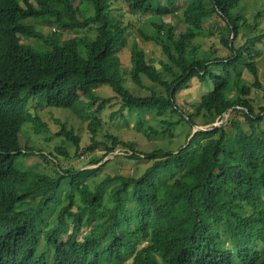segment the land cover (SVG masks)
Listing matches in <instances>:
<instances>
[{
  "label": "trees",
  "instance_id": "trees-1",
  "mask_svg": "<svg viewBox=\"0 0 264 264\" xmlns=\"http://www.w3.org/2000/svg\"><path fill=\"white\" fill-rule=\"evenodd\" d=\"M240 1L188 0L178 7V0H126L129 12L118 14L115 0H0V264H264V108L255 112L239 68L244 64L252 86L261 87L252 61L264 33L237 43L262 16L250 21L237 13ZM166 15L184 31L176 39L171 25L152 21L156 36L149 39L165 56L156 67L128 41L142 34L136 19ZM213 15L229 31L220 42L230 56L201 59L194 41L214 35L206 28ZM93 30V38L84 33ZM127 49L129 66L121 58ZM193 80L205 91L190 109L177 94ZM102 86L113 96L97 95ZM113 99L119 106L107 113ZM29 105L65 109L86 123L91 142L83 149L64 124L56 136L75 155L102 149L91 165L100 164L61 170L52 154L20 147L29 143L24 125L42 126ZM224 114L219 126L192 135L198 117L220 122ZM148 118L170 137L184 130L183 142L143 152L116 134L123 126L157 134L144 128ZM101 131L104 141L97 139ZM117 149L123 151L111 165L120 157L151 164L139 176L114 174L97 183ZM34 153L54 164L57 177L23 167L21 159ZM51 212L56 223L48 226Z\"/></svg>",
  "mask_w": 264,
  "mask_h": 264
},
{
  "label": "rangeland",
  "instance_id": "rangeland-1",
  "mask_svg": "<svg viewBox=\"0 0 264 264\" xmlns=\"http://www.w3.org/2000/svg\"><path fill=\"white\" fill-rule=\"evenodd\" d=\"M188 0H178L177 6L183 7L184 4ZM76 4L78 1L75 2ZM113 13H120L121 11L126 13L129 12L126 0H115L113 3ZM237 13L241 14L248 20L252 21L253 14L257 12H261L262 16L259 18L258 24L253 26V29L248 31H243L244 37L242 39H238L237 43L242 44L246 38H253L259 34L264 33V0H241L239 3V8L236 10ZM152 21H155L159 24L160 21L171 25L174 30V34L176 39L179 38L180 34L184 31V25L177 19L176 16L166 15L164 17H147V18H138L135 20L134 24L136 30H138L141 35L135 34L133 38L128 41V48H131V43L136 42L138 49L142 50L146 55L147 60H154V66L159 67L161 61L165 60V56L163 54L162 47L156 44L154 41H151L149 37L156 36V30L152 24ZM214 22L216 23L214 25ZM37 27L43 28L45 33H50L53 31V28H48L47 26H42L41 24H36ZM217 26V27H216ZM213 28L215 31L213 36H207L204 38H198L194 41V45L197 46V57L201 59L214 58L215 56H223L228 57L230 53L222 46L220 42L221 38L227 37L229 35V31L225 29L223 22L215 15L209 20L206 24V28ZM217 28L222 32L221 35H217ZM167 29L162 30V32H166ZM85 35L94 37L95 31L84 32ZM75 32L71 34L64 33L62 40L67 38H71L76 36ZM22 41L26 44L36 45L35 41L31 39L22 38ZM129 49L122 53L121 58L125 66H129ZM255 53L253 54V61L255 62L258 70V80L260 83V88H254L252 86L253 77L252 75L244 70L242 65H239L241 70V76L245 81V84L250 87L249 100L255 110L256 113L261 112V108H264V39L260 43H257L254 46ZM188 53H191V47H188ZM244 61H247L245 59ZM234 74L232 73V76ZM126 83L132 89H135L136 86L127 79ZM143 84L146 86H150L151 83L147 80H143ZM112 90L108 86L99 87L94 92L99 95L101 98L112 97ZM205 90L203 87L197 82V80H193L188 88H183L177 94L178 103L182 104L184 101L191 105L190 109H192L193 105H197L199 102V98L201 94ZM140 95H147L148 92L146 90H141L137 92ZM112 108H108L106 112L110 113L113 110H116L119 106L118 99H113ZM35 105H29L28 109L33 115H37L42 126L38 128H34L32 124L28 123L24 125L22 129V134L24 139H26L29 143H26L24 140L20 141V147L24 149H33L36 151H41L44 154H52L55 157V162L58 166H61V170L65 169H89L95 168L99 164L91 165L95 160L96 155L103 154L102 149L96 150L94 153L90 155L87 154H78L75 155L76 151L71 144L65 143L61 138L56 136V133L60 131L61 125L64 124L67 130L72 129L76 136L80 139V146L83 149L85 146L90 144V134L87 129V124L81 122L77 117H75L70 111L65 109H57V108H49L44 106L40 108V110H33ZM228 118V115L224 116L223 122ZM133 120H129V125L132 124ZM197 127L206 129L213 125H218L220 122H216L215 120L203 119L198 117L196 119ZM151 126L157 131V134H152L151 132L143 133V131L137 132L130 128H125L121 130H117L116 134L123 141H129L134 143V147L138 151L143 152H151L157 148H162L163 150H172L176 149V147L183 142L185 138V131L176 130L172 132V137L167 134H163V129L159 122L148 118L146 120L144 128ZM261 130L264 131V120L260 123ZM109 130L112 131L113 128L109 126ZM105 132L101 131L97 137L98 141H104ZM148 133V135H147ZM22 137V138H23ZM62 148L63 150L68 151L69 156L65 158L60 156L55 150V148ZM123 151L122 149H117L113 155H109L105 158V160L110 159V164L108 166H103L102 170L96 177L97 183H100L106 176H114L116 175H132L139 176L143 173V171L151 164L150 161L146 160H129L126 158L120 157L117 162V165L113 164L117 159L114 158L116 153H120ZM114 158V159H112ZM104 160V161H105ZM22 165L26 169H34L38 172L44 173L51 177H57L58 170L54 166L52 162L44 161L43 158H40L36 153L31 154L27 157L21 159ZM88 166V167H86ZM65 189V186H63ZM62 199V197H60ZM109 203L107 200L105 201ZM56 214L51 212L47 218L45 219V223L48 226L54 225Z\"/></svg>",
  "mask_w": 264,
  "mask_h": 264
},
{
  "label": "water",
  "instance_id": "water-1",
  "mask_svg": "<svg viewBox=\"0 0 264 264\" xmlns=\"http://www.w3.org/2000/svg\"><path fill=\"white\" fill-rule=\"evenodd\" d=\"M224 116H226L225 114L223 115V118H224ZM222 122H223V119H222V121L220 122V124H222ZM220 124H218V125H214V127H217V126H219ZM210 130H212V128H209V129H203V128H200V127H197V126H194V131H193V133H192V135H194L196 132H199V131H210Z\"/></svg>",
  "mask_w": 264,
  "mask_h": 264
}]
</instances>
